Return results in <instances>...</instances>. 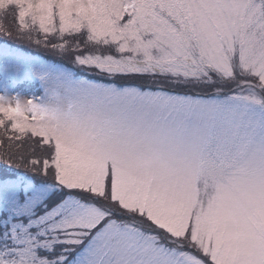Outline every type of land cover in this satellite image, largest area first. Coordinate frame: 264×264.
<instances>
[{
  "label": "snow or ice",
  "instance_id": "obj_1",
  "mask_svg": "<svg viewBox=\"0 0 264 264\" xmlns=\"http://www.w3.org/2000/svg\"><path fill=\"white\" fill-rule=\"evenodd\" d=\"M0 264H264V0H0Z\"/></svg>",
  "mask_w": 264,
  "mask_h": 264
},
{
  "label": "trees",
  "instance_id": "obj_2",
  "mask_svg": "<svg viewBox=\"0 0 264 264\" xmlns=\"http://www.w3.org/2000/svg\"><path fill=\"white\" fill-rule=\"evenodd\" d=\"M5 23L6 24H10L11 23V20L9 19V20L5 21Z\"/></svg>",
  "mask_w": 264,
  "mask_h": 264
},
{
  "label": "rangeland",
  "instance_id": "obj_3",
  "mask_svg": "<svg viewBox=\"0 0 264 264\" xmlns=\"http://www.w3.org/2000/svg\"><path fill=\"white\" fill-rule=\"evenodd\" d=\"M26 47V45H24Z\"/></svg>",
  "mask_w": 264,
  "mask_h": 264
}]
</instances>
